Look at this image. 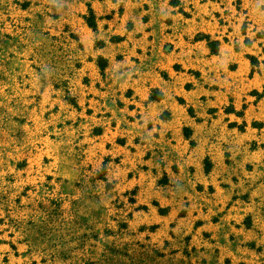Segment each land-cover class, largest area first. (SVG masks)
<instances>
[{"label": "rangeland", "instance_id": "374dc122", "mask_svg": "<svg viewBox=\"0 0 264 264\" xmlns=\"http://www.w3.org/2000/svg\"><path fill=\"white\" fill-rule=\"evenodd\" d=\"M0 264H264V0H0Z\"/></svg>", "mask_w": 264, "mask_h": 264}, {"label": "trees", "instance_id": "16d2710c", "mask_svg": "<svg viewBox=\"0 0 264 264\" xmlns=\"http://www.w3.org/2000/svg\"><path fill=\"white\" fill-rule=\"evenodd\" d=\"M214 49V48H213Z\"/></svg>", "mask_w": 264, "mask_h": 264}]
</instances>
